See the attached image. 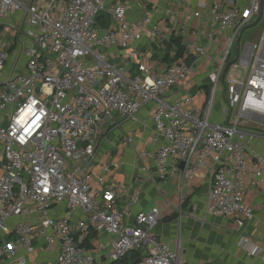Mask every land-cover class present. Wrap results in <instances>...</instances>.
<instances>
[{
  "label": "built area",
  "instance_id": "2783aa9c",
  "mask_svg": "<svg viewBox=\"0 0 264 264\" xmlns=\"http://www.w3.org/2000/svg\"><path fill=\"white\" fill-rule=\"evenodd\" d=\"M126 1L0 0V24L22 15L20 27H11L14 39L0 40V264H27V258L16 261V256L22 249L32 252L37 238L60 242L55 262L37 264H100V254L117 262L134 252L140 254L136 264H185L181 246L172 248L153 233L161 217L158 208L139 213L127 225L118 208L121 186L106 185L103 175L91 172L103 126H117V115L136 121L150 102L156 105V135L165 143L156 152L141 151L139 158L154 159L163 182L182 162L187 179L211 163L208 214L239 217L240 226L255 216L246 187L264 177V155L256 142L258 136L264 139V33L242 51L240 39L261 19L264 0L215 1L208 10L206 44L195 32L184 56L164 73L140 62L134 77L112 63L108 52L132 50L146 34L159 36L161 28L150 16L129 21ZM101 11L110 14L108 30L95 23ZM201 17L199 11L188 12L185 21ZM22 58L25 69L19 71ZM192 59L211 67L209 99L201 112L168 98L195 71ZM238 65L244 70L240 81L233 76ZM224 94L225 121L215 123L212 111ZM249 156L256 160L254 169ZM112 167L103 165L102 172ZM93 181L105 187L101 196L92 190ZM141 196L137 191L129 206ZM61 204L66 211L56 218L52 211ZM77 210L85 221L72 222ZM33 214L41 216L40 227L29 222ZM91 228L114 239L109 251L103 242L96 250L85 246ZM13 234L15 242L2 240ZM260 252L252 247V255Z\"/></svg>",
  "mask_w": 264,
  "mask_h": 264
},
{
  "label": "crops",
  "instance_id": "0c3cea01",
  "mask_svg": "<svg viewBox=\"0 0 264 264\" xmlns=\"http://www.w3.org/2000/svg\"><path fill=\"white\" fill-rule=\"evenodd\" d=\"M30 3L33 0H22ZM44 3L47 0H36ZM218 0H127L125 6L129 21H137L145 16L152 18V24L161 28V34L151 38L146 34L138 41L132 50L109 51V60L117 66H122L128 77L138 73L140 62H147L154 72L164 73L177 60L184 56L185 47L191 41L192 34L197 32L201 42L207 43L208 10ZM226 2L227 0H221ZM243 4L249 0H241ZM199 11L200 19L186 23L188 12ZM21 14L5 19L0 24V40L12 41L16 32L13 25L20 27ZM98 24L105 27L103 18ZM183 48L181 55L179 50ZM133 55V56H131ZM195 61V60H193ZM192 62V61H191ZM18 70L25 69V59L19 62ZM195 71L186 82L178 83L168 94L171 102L180 101L182 105L196 111H203L210 94L209 75L211 67L201 61H195ZM9 72L12 66H9ZM225 94L215 102L211 119L215 123L225 121ZM154 102L146 104L136 116V121H123L117 115V126H103V137L99 140L96 150V161L91 166L94 176L103 175L106 185L117 183L121 186V196L118 208L123 213L127 225L134 224L141 212H148L156 207L161 211V217L153 233L158 238L171 245L183 249L185 264H264V177L259 182H248L246 200L254 207V218L240 226L239 217L224 218L209 215L207 212L208 196L212 186V164H207L193 179L184 178L180 165L171 170L168 179L163 182L157 170L154 159L141 160L139 153L149 150L156 152L165 142L156 135L154 123ZM256 142L264 155V139L258 136ZM256 160L249 156L251 168H255ZM103 165H112L109 173L102 172ZM105 187L96 181L92 190L97 196L103 194ZM141 191L138 204L130 207L133 195ZM66 211L64 204L53 211L54 217L60 218ZM72 222L85 221L82 210H77ZM29 222L41 226V216L31 215ZM246 237L249 242H243ZM3 241L15 242V234L3 238ZM114 239L107 233L99 234L91 228L86 235L85 246L91 250L99 248L100 242L111 249ZM259 246L262 252L252 255L253 246ZM60 252V242L56 239L50 245L43 239H35L33 251L20 250L16 261L27 258V264H37L41 261L53 263ZM100 264H114L108 257L99 255ZM140 254L134 252L124 258L126 264H135ZM1 264H17L3 260Z\"/></svg>",
  "mask_w": 264,
  "mask_h": 264
},
{
  "label": "rangeland",
  "instance_id": "374dc122",
  "mask_svg": "<svg viewBox=\"0 0 264 264\" xmlns=\"http://www.w3.org/2000/svg\"><path fill=\"white\" fill-rule=\"evenodd\" d=\"M263 33H264V14L262 15L258 23L251 24L243 32V35L241 36V39H240L241 51H242V47L244 46V44H246L247 42H251V43L257 42ZM234 59H235V49L232 51V57H231V60H234ZM238 62L239 60L234 61L233 63L235 64ZM233 76H234V79L238 81L243 79L244 70L240 65H238V67L234 69Z\"/></svg>",
  "mask_w": 264,
  "mask_h": 264
},
{
  "label": "water",
  "instance_id": "95a60500",
  "mask_svg": "<svg viewBox=\"0 0 264 264\" xmlns=\"http://www.w3.org/2000/svg\"><path fill=\"white\" fill-rule=\"evenodd\" d=\"M100 18H103V19H104V21H105V27H104V29H105V30H108V29L110 28V26H111V17H110V14H109L108 12H106V11H101V12H99V13L96 15V17H95V23H96V24H98V20H99ZM259 20H260V16H259L258 19L254 22V24H255V23H258ZM192 62H193V59H192ZM180 167H181L182 169H185L186 164H185L184 162H182V163L180 164ZM136 263H137V262H136ZM136 263H135V264H136Z\"/></svg>",
  "mask_w": 264,
  "mask_h": 264
},
{
  "label": "trees",
  "instance_id": "16d2710c",
  "mask_svg": "<svg viewBox=\"0 0 264 264\" xmlns=\"http://www.w3.org/2000/svg\"><path fill=\"white\" fill-rule=\"evenodd\" d=\"M182 50H183V48H181V49L179 50V55H181ZM125 258H126V257H125ZM114 264H126V262H125V260H124V258H123V259H121V260L115 262Z\"/></svg>",
  "mask_w": 264,
  "mask_h": 264
}]
</instances>
